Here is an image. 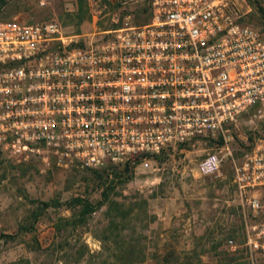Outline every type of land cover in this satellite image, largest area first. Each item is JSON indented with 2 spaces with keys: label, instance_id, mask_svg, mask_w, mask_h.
Returning <instances> with one entry per match:
<instances>
[{
  "label": "built area",
  "instance_id": "obj_1",
  "mask_svg": "<svg viewBox=\"0 0 264 264\" xmlns=\"http://www.w3.org/2000/svg\"><path fill=\"white\" fill-rule=\"evenodd\" d=\"M247 11L244 0H148L142 22L74 33L53 15L0 19V153L15 165L145 169L211 141L196 171L214 175L229 158L244 243L264 252V132L238 157L229 150L241 120L264 121V31L242 23Z\"/></svg>",
  "mask_w": 264,
  "mask_h": 264
},
{
  "label": "rangeland",
  "instance_id": "obj_2",
  "mask_svg": "<svg viewBox=\"0 0 264 264\" xmlns=\"http://www.w3.org/2000/svg\"><path fill=\"white\" fill-rule=\"evenodd\" d=\"M244 1L248 11L242 23L263 32L264 0ZM147 2L0 0V19L53 15L74 33L93 20L100 28L125 19L142 22ZM263 132L260 118L241 120L240 129L230 132L231 155L238 157ZM216 150L211 141L176 148L145 169L129 164L124 171L112 164L98 169L15 165L0 153V234L13 236L0 235V264H118L115 257L138 252L143 260L132 264H264V252L249 251L244 243L249 219L234 194L229 158L214 175L196 171L201 156ZM75 196L100 206L85 222L67 224Z\"/></svg>",
  "mask_w": 264,
  "mask_h": 264
},
{
  "label": "trees",
  "instance_id": "obj_3",
  "mask_svg": "<svg viewBox=\"0 0 264 264\" xmlns=\"http://www.w3.org/2000/svg\"><path fill=\"white\" fill-rule=\"evenodd\" d=\"M147 8V6H146ZM147 10V9H146ZM148 16V14H147ZM146 20V19H145ZM129 166V164H123L121 167H123V171L125 169H127V167ZM95 172H97L95 170ZM104 197H106V195H104ZM100 206V202H98L97 204L90 202L87 198L81 197V196H75L73 198L70 199V204H69V209L71 211V215L68 218H64L65 222L67 224H74L77 222H85V216L89 215L90 213L94 212L98 207ZM78 215V219L74 220V216ZM110 224H112V229H118V225L113 223V221H110ZM22 227V226H21ZM1 237L6 238H12V235L9 234H0ZM127 247L132 248V250H135V244H130V242L125 243ZM83 245V244H82ZM108 244H103V246H107ZM130 250V249H128ZM143 260V254H141L140 252L134 254L131 253L129 256L127 257H115V263L118 264H132L134 262L137 261H142ZM7 264H19V261H12L10 263ZM65 264V263H64Z\"/></svg>",
  "mask_w": 264,
  "mask_h": 264
}]
</instances>
